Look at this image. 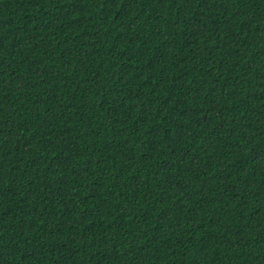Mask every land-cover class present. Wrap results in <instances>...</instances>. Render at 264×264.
I'll list each match as a JSON object with an SVG mask.
<instances>
[{"label":"trees","instance_id":"16d2710c","mask_svg":"<svg viewBox=\"0 0 264 264\" xmlns=\"http://www.w3.org/2000/svg\"><path fill=\"white\" fill-rule=\"evenodd\" d=\"M0 264H264V0H0Z\"/></svg>","mask_w":264,"mask_h":264}]
</instances>
